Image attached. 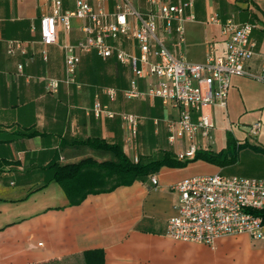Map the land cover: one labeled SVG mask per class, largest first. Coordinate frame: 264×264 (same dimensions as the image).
I'll use <instances>...</instances> for the list:
<instances>
[{
  "label": "crops",
  "instance_id": "1",
  "mask_svg": "<svg viewBox=\"0 0 264 264\" xmlns=\"http://www.w3.org/2000/svg\"><path fill=\"white\" fill-rule=\"evenodd\" d=\"M53 1L0 0V264L85 263L84 252L97 249L103 251L104 264H264V237L226 235L209 246L176 240L167 228L179 201L172 184L216 173L264 179V154L250 146L238 150L233 164L220 166L203 159L179 167L165 164L145 178L71 202L53 178L51 164L116 160L108 149L84 141L118 144L134 162L136 157L150 162L165 151L177 159L191 142L187 136L178 137L175 144L168 140L167 123L179 117L172 102L125 97L134 75L114 57L84 54L76 74L80 87L62 82L58 92L47 90L48 78L64 77L62 45L83 35V20L74 17L72 31L60 30L58 42L46 47L48 58L43 59L40 18L53 13ZM61 1L63 11L75 8L76 0ZM88 1L96 7L101 4L108 13L115 11L113 0ZM131 1L142 11L147 7L142 0ZM193 1L196 18L184 23L185 42L180 43L176 34L167 39L177 56L203 63L209 53L225 52L223 27L210 22L216 12L223 21L234 16L238 22L255 24L252 36L257 43L254 56L246 61V75L231 78L226 106L205 105L204 111L212 116L215 142L199 134V150L219 153L227 148L229 135L237 144L264 147V81L257 79L264 64V0ZM11 40L22 41L34 56L24 75L18 73V65L25 57L8 53ZM155 81L137 80L142 90ZM105 86L117 88L119 95L110 101L101 94L102 103L140 117L135 138L129 139L121 117L94 116L95 96ZM194 114L197 120L199 114ZM256 122L262 126L253 134L250 129Z\"/></svg>",
  "mask_w": 264,
  "mask_h": 264
},
{
  "label": "built area",
  "instance_id": "2",
  "mask_svg": "<svg viewBox=\"0 0 264 264\" xmlns=\"http://www.w3.org/2000/svg\"><path fill=\"white\" fill-rule=\"evenodd\" d=\"M98 4L103 0H97ZM115 11L108 13L101 4L96 7L88 0H76L75 8L62 10V1L54 0V11L41 16L40 35L43 45L42 56L47 60V46L59 40V32L70 33L73 18L83 20L80 29L83 35L74 43L66 42L64 49V77L47 79L46 88L58 92L62 82L81 86L77 70L82 56L90 52L100 57H114L130 67L133 79L124 95L127 98H159L172 102L178 107L179 117L169 121L168 140L175 144L178 137L187 136L191 146L179 152L177 159L193 161L201 149L198 140L203 138L214 143V124L205 105L226 106L233 75H246L245 64L254 56L256 40L253 39L255 24L238 22L234 16L223 21L221 14L211 15L210 22L219 23L226 36L225 52L221 55L209 53L203 63L188 61L182 55L174 54L167 39L177 35L180 43L185 42L184 23L195 20L193 0L171 2L169 0H142L147 7L137 8L131 0H113ZM9 55L21 54L25 61L19 62L18 73L25 74V68L33 60L30 49L20 40L8 42ZM258 80L264 81V64ZM155 78L147 90L138 87L137 80ZM106 95L115 101L119 90L105 86L97 93L92 107L96 118L121 117L129 139L138 135L140 117L137 114L116 112L100 96ZM194 113L199 118H194ZM250 131L256 134L261 124L251 125ZM136 161L139 158L136 157ZM152 182L158 183L156 175ZM178 194L175 206L176 215L168 221V234L176 240L198 242L214 246L217 239L226 235L246 233L252 238L264 237V179L220 173L194 176L171 185Z\"/></svg>",
  "mask_w": 264,
  "mask_h": 264
},
{
  "label": "trees",
  "instance_id": "3",
  "mask_svg": "<svg viewBox=\"0 0 264 264\" xmlns=\"http://www.w3.org/2000/svg\"><path fill=\"white\" fill-rule=\"evenodd\" d=\"M228 141L227 148L219 153L211 150H198L193 160L203 159L220 166L233 164L238 158V150L249 146L264 154V147L262 146H255L250 143L237 144V140H234L231 135H229ZM84 143L92 147L108 149L114 154L116 160L97 162L85 159L77 164L60 165L57 162L51 164L49 170L53 178L63 186L73 203L80 202L89 193L109 191L118 185L130 184L139 178H145L165 164L179 167L191 162L178 160L169 151H165L150 162L142 160L134 162L118 144H111L98 139L87 140ZM83 257L85 264L105 263L103 251L99 249L84 252Z\"/></svg>",
  "mask_w": 264,
  "mask_h": 264
},
{
  "label": "rangeland",
  "instance_id": "4",
  "mask_svg": "<svg viewBox=\"0 0 264 264\" xmlns=\"http://www.w3.org/2000/svg\"><path fill=\"white\" fill-rule=\"evenodd\" d=\"M85 264V263H83V260H81V261H79V260H77L74 264Z\"/></svg>",
  "mask_w": 264,
  "mask_h": 264
}]
</instances>
